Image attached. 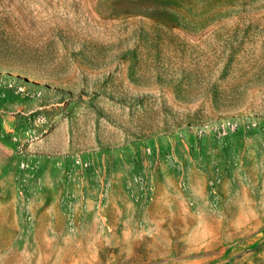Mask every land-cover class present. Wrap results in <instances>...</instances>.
<instances>
[{
    "label": "rangeland",
    "instance_id": "1",
    "mask_svg": "<svg viewBox=\"0 0 264 264\" xmlns=\"http://www.w3.org/2000/svg\"><path fill=\"white\" fill-rule=\"evenodd\" d=\"M0 264H264V0H0Z\"/></svg>",
    "mask_w": 264,
    "mask_h": 264
}]
</instances>
